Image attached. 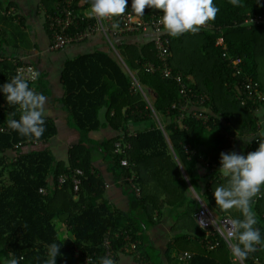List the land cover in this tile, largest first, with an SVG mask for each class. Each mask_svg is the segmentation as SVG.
<instances>
[{
  "label": "trees",
  "instance_id": "1",
  "mask_svg": "<svg viewBox=\"0 0 264 264\" xmlns=\"http://www.w3.org/2000/svg\"><path fill=\"white\" fill-rule=\"evenodd\" d=\"M55 2L43 0L42 7L51 12ZM214 3L219 12L209 22L213 30L175 38L166 35L173 71L185 77L192 75L194 82L188 80L189 86L196 94L206 93L209 97L202 107L208 120L188 117L184 121L186 128L176 122L178 112L172 105L180 99L178 85L142 68L145 61L157 64L153 35L149 42L137 44L128 38L141 35L128 34L111 36V41L139 83L154 92L153 110L169 142L140 92L130 93L131 76L104 37L108 50L79 54L62 65L60 103L68 127L79 135L78 142L68 148L66 161L56 160L46 144L58 134L52 119L45 117L46 131L38 141L12 130L0 134V264L21 256L24 259L20 264H44L47 246L64 238L56 264H99L104 257L105 237L111 242L116 263L121 256H128L140 264H234L225 241L199 227L195 214L200 205L194 193L212 212L243 218L237 208L225 212L215 205L213 191L227 184V178L217 170L221 152L239 154L243 148L246 155L259 146L256 138L250 143L243 139L261 133L257 130L259 115L255 107L261 109L264 101L256 106L251 101L241 102L236 85L240 77L228 61L239 60L243 74L260 83L258 90L264 97V85L258 77V59L264 54V25L231 27L234 21L247 13H259L263 7H258L255 0H243L241 7L232 6L228 0ZM90 4V0L72 3L80 28L94 21L88 16ZM154 14L162 15L160 10L146 6L142 17L149 20ZM14 15L5 18L13 20ZM44 21L50 36L46 15ZM223 26L227 28L218 32ZM220 36L226 50L215 46ZM9 57L0 56V84L15 76ZM41 79L40 73L30 87ZM13 111L18 113V106H9L0 94V123L7 125ZM14 118L18 119L19 113ZM108 127L116 136L91 138V134ZM117 140L122 144V154L114 153ZM99 157L117 186L126 189V211L108 205L105 180L95 166ZM122 159L128 160L130 168L121 166ZM77 169L83 176L75 194L70 176ZM133 173L137 179L130 186L126 177ZM61 175L69 178L59 187ZM253 210L256 227L264 235V188L255 198ZM163 225L171 237L160 248L150 232ZM128 243L136 244V249L125 253L123 247ZM259 246L258 252L244 260L245 264H264V245ZM184 253L189 257L180 261L178 257ZM89 258L91 262L87 263Z\"/></svg>",
  "mask_w": 264,
  "mask_h": 264
},
{
  "label": "clouds",
  "instance_id": "2",
  "mask_svg": "<svg viewBox=\"0 0 264 264\" xmlns=\"http://www.w3.org/2000/svg\"><path fill=\"white\" fill-rule=\"evenodd\" d=\"M228 2L234 7L243 5V0H228ZM127 3L128 0H91L88 16L100 19L119 17L126 12ZM255 3L258 7H264L261 0H255ZM146 6L149 9L160 10L162 15L159 22L163 30L173 38L185 33L199 32L202 26L214 21L219 12L214 0H131V9L138 17L144 16ZM119 27L118 22L111 25L113 30H118ZM39 78V71L32 70L28 78L18 73L10 81L0 84V94L4 96L7 104L18 106L19 118H14L17 112H10L7 128L22 137L36 141L40 140L46 131L48 101L45 94L29 85V80L35 82ZM3 130L0 128V132ZM252 138L259 141L255 151L246 155L238 154L236 151L220 153L217 170L227 178V184L217 186L213 191L215 205L225 212L237 208L243 217L232 220L225 236L230 243L234 264L247 259L250 253L257 250L258 245H264V235L256 227L257 221L253 210L254 200L261 196L264 188V133H257L243 140L245 143H250ZM62 241L47 246L44 264H56V257L61 255ZM23 259V256L19 259L13 257L7 264H20ZM99 264H116V261L106 256L100 258Z\"/></svg>",
  "mask_w": 264,
  "mask_h": 264
},
{
  "label": "built area",
  "instance_id": "3",
  "mask_svg": "<svg viewBox=\"0 0 264 264\" xmlns=\"http://www.w3.org/2000/svg\"><path fill=\"white\" fill-rule=\"evenodd\" d=\"M75 0H56L55 4L53 5L52 11H47L42 7V12L44 15H46V19L48 22V29L50 31V51H56L59 49H62L68 45H71L73 43H79L83 40L91 37L93 34L99 33L101 34L106 41L108 42L110 48L112 49L113 53L116 55V57L122 61L120 54L118 50L115 49L111 36H123L128 34H148L151 33L153 35V42L155 46V55L157 58V64L152 61H145L142 64V68L144 71L148 73H159L163 79L166 80H173L178 85L179 90V101L175 102L172 105V109L177 110V117L176 122L183 128H186V125L184 124V121L186 118L190 117L192 119L206 121L208 120L209 116L207 114H204V110L202 109L203 105L206 101L209 100V97L206 93L196 94L193 89L188 84V77L183 76L181 73H175L172 69V66L170 64V57H171V51H170V41L166 37L167 33L163 30L162 25L160 24V17L161 14H154L149 20H145L143 17H138L133 10L131 9V0H128V3L126 5V12L115 18L110 19H100V18H93V22H86V26L80 28L78 25V15L75 13L74 8L72 7V3ZM77 1V0H76ZM91 2V0H90ZM264 3V0L263 2ZM91 9V4H90ZM13 12L12 10L5 13L6 15H11ZM118 22L120 27L118 30H113L111 28V25L113 23ZM264 25V7L261 12L259 13H247L241 20L234 21L231 24V27H246L251 28L253 26H260ZM74 28V32H70V28ZM214 26L212 24L207 23L205 26L201 27L200 31L203 30H213ZM222 28H227L226 26L219 27L218 32H222ZM216 47H221L222 50H226V44L224 42V38L222 36L218 37L215 43ZM1 59V58H0ZM7 60L12 61L14 64V73L17 75L18 73H22L25 78L29 77V74L32 70H37L34 65L31 63H23L19 60H14L12 58H8ZM229 66L231 69H233L240 77V80L237 82L238 87V94L240 95L239 99L243 104L247 103V101H251L253 105L256 106V104H262L264 101L263 95L259 92V82L254 80L252 77H250L247 74H243L241 68L239 67V60H229ZM122 64L126 68L127 72L130 74L132 82L130 87V93H136L140 92V94L143 97V100L146 103V108L152 110L155 120L157 121L158 127L162 130L164 133L167 141L169 142L167 135L164 131V125L161 123L158 116H156L154 110H153V102L155 99L154 92L148 88L142 86L138 79L135 77V73L131 72L129 68H127L122 61ZM37 82V80L35 81ZM35 82H32L29 80V84H34ZM192 105V107H190ZM264 110V105H262V108ZM260 108L255 107V112H259ZM264 112V111H263ZM264 122L259 119V122L257 125V130L260 132L262 124ZM0 128H3L4 130L0 132V134L8 133L10 132V129L7 128L6 124L0 123ZM253 136V134H251ZM114 153L116 154H122L123 148L120 140H117L114 142ZM121 166H124L126 168H130V163L127 159L121 160ZM207 167L209 166L206 164ZM212 166V165H211ZM83 176L82 170H75L72 175L70 176V182L73 186V191L75 194H77L80 190L81 185V178ZM69 177L66 175H61L58 178V184L59 187L66 182V180ZM136 174L133 173L131 176L126 177V181L130 184V186L133 185V181L136 180ZM41 192H44L43 190H40ZM200 208L195 214L196 221L199 225V227L203 230L209 231L210 234L218 235L220 238H222L226 246L230 252V243L225 239V236L227 234V231L229 230L232 222V218L228 215L220 216L214 212H212L206 204L202 201V199L199 198V196L194 193ZM203 224V227L201 225ZM111 242L108 237H105L102 242V246L104 249V257L110 256L114 259V252L111 247ZM217 244V243H216ZM260 246H257V250L253 253H256L259 251ZM136 249V244L128 243L123 247V251L125 253H130ZM251 254V253H250ZM231 255V252H230ZM189 255L186 253L180 255L178 258L180 261L185 260ZM232 261L234 262V259L231 255ZM257 260V259H256ZM91 262V259L89 258L87 260V263ZM236 264H245L244 261L242 262H236Z\"/></svg>",
  "mask_w": 264,
  "mask_h": 264
},
{
  "label": "crops",
  "instance_id": "4",
  "mask_svg": "<svg viewBox=\"0 0 264 264\" xmlns=\"http://www.w3.org/2000/svg\"><path fill=\"white\" fill-rule=\"evenodd\" d=\"M43 0H0V56H10L23 63H31L36 66L42 79L33 86L36 91L45 94L48 98L46 104V118L52 119L58 126V134L50 139L46 144L53 151L56 160L66 161L68 148L79 140L78 133L69 128L67 115L63 109L60 99L63 96L60 72L63 62L72 59L83 53H91L95 50H108V45L103 36L94 34L85 42L73 43L60 51H50L51 38L44 24V14L42 12ZM42 9V10H41ZM14 17L6 19L5 13L11 11ZM10 34V35H8ZM152 39V34H144L138 37L128 38L129 42L143 44ZM227 47V46H226ZM258 77L264 85V78L261 71H264V54L259 56ZM263 69L260 71V67ZM190 82H194L192 75L187 76ZM260 84V83H259ZM264 110L260 109L257 114L263 121ZM264 130V122L261 133ZM116 136V132L109 127L95 134H91L94 140H103ZM245 149H241L239 154H243ZM105 180V198L109 206L119 210H127L126 189L120 188L114 182L111 174L106 171V163L101 157L95 163ZM62 235L65 236V228ZM150 237L158 247L163 245L171 237V233L166 225L161 229L150 232ZM116 264H140L131 260L128 256H121Z\"/></svg>",
  "mask_w": 264,
  "mask_h": 264
},
{
  "label": "rangeland",
  "instance_id": "5",
  "mask_svg": "<svg viewBox=\"0 0 264 264\" xmlns=\"http://www.w3.org/2000/svg\"><path fill=\"white\" fill-rule=\"evenodd\" d=\"M8 35H10V34H8ZM110 50H111V48H110ZM112 51V50H111ZM263 69V66L262 67H260V71ZM261 76L264 78V71H261ZM163 122V121H162ZM59 227V225L57 224V228Z\"/></svg>",
  "mask_w": 264,
  "mask_h": 264
}]
</instances>
